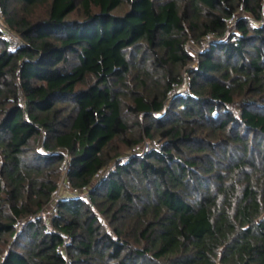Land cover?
Instances as JSON below:
<instances>
[{"label": "trees", "instance_id": "1", "mask_svg": "<svg viewBox=\"0 0 264 264\" xmlns=\"http://www.w3.org/2000/svg\"><path fill=\"white\" fill-rule=\"evenodd\" d=\"M0 6V264H264L263 0Z\"/></svg>", "mask_w": 264, "mask_h": 264}, {"label": "rangeland", "instance_id": "2", "mask_svg": "<svg viewBox=\"0 0 264 264\" xmlns=\"http://www.w3.org/2000/svg\"><path fill=\"white\" fill-rule=\"evenodd\" d=\"M263 6H264V0H263ZM41 11H43V10H40V12ZM238 13H242L241 15H244V16L248 17V19L250 21H253V22L255 21L254 17L249 12H247L246 10L240 12V9H239ZM0 23H3V25L5 27L8 26L7 19H6V16H5L4 13H3V16L0 15ZM231 29L233 30L234 27H232ZM10 33H11L13 38H9V39H10L11 44L14 46V44L19 40V36L16 35L15 33H13L12 31ZM203 44L206 45L207 41H203ZM201 45H202V43H197V41L193 37H191L190 40L188 41L187 47L194 54L193 56H194V59H195V61H193L192 64H189L188 67L191 66L192 68L193 67L195 68L197 66V60H198V56L200 54L199 51H200V48L202 47ZM203 47H205V46H203ZM183 76L185 77V83L188 82L189 81V74L184 72V69H183ZM129 119H130V121H133V120L138 119V116L130 114L129 115ZM130 133H131V136H138L141 133V130L138 127H136V126H132L131 129H130ZM42 140L43 139L41 138V144L43 142ZM154 142H157L159 146L161 145V141L159 142L157 138H155V139L147 138V139H145L143 141L142 144H140L139 146H136L135 149L132 150V151H136L135 153H143V152L146 151L145 150V145H151V144H154ZM111 167H113V165H111ZM104 174H105V172H103V175ZM62 179H63V177L61 178L59 184L61 183ZM62 191L65 192V190H62ZM55 211H56V207L53 206V205H49L48 207L45 208V210L41 211L38 215L40 217H42L45 222H47L48 227H51L50 220L54 217Z\"/></svg>", "mask_w": 264, "mask_h": 264}, {"label": "built area", "instance_id": "3", "mask_svg": "<svg viewBox=\"0 0 264 264\" xmlns=\"http://www.w3.org/2000/svg\"><path fill=\"white\" fill-rule=\"evenodd\" d=\"M242 11H244V9L241 7L240 12H242ZM241 14L242 13H237L236 16L241 15ZM0 15L3 16V11H2L1 6H0ZM235 19L236 18L234 17V18H231L229 21L231 28L235 26ZM0 25L2 26V29H3V36L6 38H13L10 31L7 29V27H5L3 25V23H0ZM151 145L159 146L157 142H154V144H151ZM151 145H145V150H148V148H150ZM67 165H68V158H65L63 160V163H62V168L66 170ZM101 173H103V171ZM62 190H65V192H63ZM69 193H72V194L82 193L85 196H87V188H85L82 191L77 190V189L72 187V184L70 183V181L67 178L63 177L61 183L58 185L57 189L53 192V198L52 199L53 200L58 199L63 195H68Z\"/></svg>", "mask_w": 264, "mask_h": 264}]
</instances>
